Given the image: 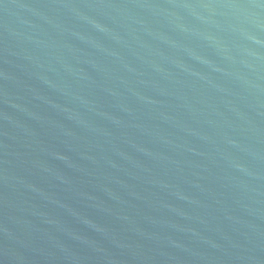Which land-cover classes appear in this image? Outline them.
<instances>
[{
	"label": "water",
	"instance_id": "1",
	"mask_svg": "<svg viewBox=\"0 0 264 264\" xmlns=\"http://www.w3.org/2000/svg\"><path fill=\"white\" fill-rule=\"evenodd\" d=\"M0 264H264V0H0Z\"/></svg>",
	"mask_w": 264,
	"mask_h": 264
}]
</instances>
